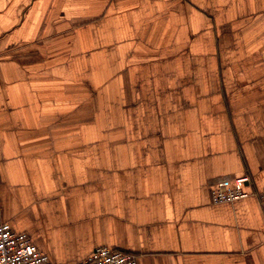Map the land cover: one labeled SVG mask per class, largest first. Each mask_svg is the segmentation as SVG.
I'll return each mask as SVG.
<instances>
[{
  "label": "crops",
  "instance_id": "0c3cea01",
  "mask_svg": "<svg viewBox=\"0 0 264 264\" xmlns=\"http://www.w3.org/2000/svg\"><path fill=\"white\" fill-rule=\"evenodd\" d=\"M263 189L264 0H0V221L54 264H264Z\"/></svg>",
  "mask_w": 264,
  "mask_h": 264
},
{
  "label": "built area",
  "instance_id": "2783aa9c",
  "mask_svg": "<svg viewBox=\"0 0 264 264\" xmlns=\"http://www.w3.org/2000/svg\"><path fill=\"white\" fill-rule=\"evenodd\" d=\"M248 181L246 175L234 177L232 185L228 179H220L211 190V201L214 203L229 201L249 194L244 188ZM258 199L264 209V189L258 192ZM0 264H54L42 253L23 232L12 230L7 222L0 221ZM69 264H139L137 256L97 247L90 256Z\"/></svg>",
  "mask_w": 264,
  "mask_h": 264
}]
</instances>
